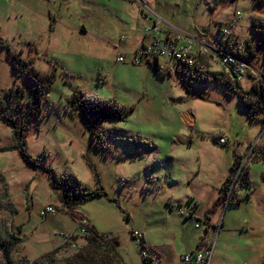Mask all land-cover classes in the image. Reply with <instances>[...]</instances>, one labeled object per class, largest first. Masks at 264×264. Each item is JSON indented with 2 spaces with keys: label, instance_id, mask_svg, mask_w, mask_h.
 Masks as SVG:
<instances>
[{
  "label": "rangeland",
  "instance_id": "1",
  "mask_svg": "<svg viewBox=\"0 0 264 264\" xmlns=\"http://www.w3.org/2000/svg\"><path fill=\"white\" fill-rule=\"evenodd\" d=\"M142 1L168 26L193 36L199 32L211 41L225 39L221 31L234 22L232 39L258 43L251 21L264 18V2ZM140 10L141 2L129 0H0V42L5 46L0 48V100L6 90L18 86L27 91L29 85L13 71L7 49L32 62L39 74L53 76L42 114L24 135L32 157L44 154L42 164L26 165L16 149L0 152V233L21 239L10 258L33 261L54 250V264H62L85 244L84 236L74 235L76 219L84 216L96 232L117 238L124 264H141L131 230L142 232L147 250L158 254L162 264H181L180 257L195 248L206 218L212 217L218 229L212 262L262 264L264 107L249 119L237 93L228 94L218 82H196L163 58L159 69L151 57L131 63L145 26ZM263 52L258 51L262 59ZM119 54L123 61L116 59ZM247 66L239 82L242 90L257 81L262 61L254 58ZM208 68L227 75L213 64ZM75 89L87 99L113 101L132 111L121 119L86 121L66 103ZM187 112L194 124L185 123ZM219 136L223 144L217 143ZM13 144L10 128L0 121V147ZM233 154L247 170L248 182L240 181L242 175L234 182L233 173L224 199L219 190ZM41 166L50 167L57 178L72 175L86 191L101 194L67 211ZM219 193L223 206L217 202ZM189 197L198 203L194 219L183 218L192 207L185 205ZM46 205L56 212L40 217ZM195 219L201 228H194ZM67 234L75 246L63 243L60 235ZM212 235L209 227L207 237Z\"/></svg>",
  "mask_w": 264,
  "mask_h": 264
},
{
  "label": "trees",
  "instance_id": "2",
  "mask_svg": "<svg viewBox=\"0 0 264 264\" xmlns=\"http://www.w3.org/2000/svg\"><path fill=\"white\" fill-rule=\"evenodd\" d=\"M257 1L264 2V0ZM251 26L258 34V43L253 44L250 40H245L244 54L241 55V58L248 65H250V61L254 58L260 59L262 61V69L257 71L259 75L257 81H253L247 90H242L239 87V82L233 80L228 75L225 77L222 72L205 71L200 73L196 70L190 72L188 68L185 69V74L196 82L208 83L215 81L222 85L228 94L237 93L239 105L247 113L249 119L254 118L264 107V58L262 59L261 56L258 55L259 49L264 48V18L260 20H255L253 18ZM4 47L5 46L0 42V48ZM7 52L13 71L16 75L23 76L29 82V85L27 91L16 86L15 88L6 90L1 97L0 121L10 128L14 144L0 147V152L16 149L20 159L26 165L36 168L39 164H42L44 154L39 153L37 156L32 157L26 151L24 135L28 125L34 120L38 121L42 114L41 105L43 103V95L45 90L50 88L53 82V76L39 74L33 68L32 62L23 60L17 54L11 53L8 49ZM152 65L159 69L155 61ZM66 103L69 106V111L79 112L86 121H93L95 124L104 119H121L132 111V108L127 110L124 106L118 105L113 101H93L87 99L78 89L72 91L71 95L66 99ZM263 127L264 114L261 117V128ZM262 154L264 155L263 151ZM263 155L262 159L264 160ZM236 159L237 157L234 156L229 168V174L219 190V192L223 194L222 198L224 199H226L230 177L239 164ZM39 168L46 174L50 189L59 192V203L67 211L72 212L80 203L89 201L93 197L100 196L101 194V191L98 190L86 191L72 175L57 178L50 167L41 166ZM247 173V170L242 171L241 182H248ZM231 203L232 200L230 199L227 205ZM129 233L131 237L134 238L132 236V230ZM107 235H110V237L103 241L101 233L96 232L94 227L89 225L88 233L84 236L85 244L69 258L65 259L62 264H124L116 250L118 247L117 238L111 236V234ZM20 241L21 239L16 235L7 234V232H5V234L0 233V254L3 264H54V259L51 256L54 250L44 254L42 258L34 259L33 261H27L24 258H19L14 261L11 260L10 254ZM63 243H65V241ZM138 245L139 252L145 249V240L143 239L138 242ZM262 264H264V258Z\"/></svg>",
  "mask_w": 264,
  "mask_h": 264
},
{
  "label": "built area",
  "instance_id": "3",
  "mask_svg": "<svg viewBox=\"0 0 264 264\" xmlns=\"http://www.w3.org/2000/svg\"><path fill=\"white\" fill-rule=\"evenodd\" d=\"M129 1L142 3L143 10H141V18L145 22L142 38L136 49L132 51L131 63L138 64L142 60L148 61V57L152 58V62H156L159 58H163L173 62L176 66L184 69L188 68L190 72L195 70L200 73L209 71L208 65L213 64L224 69L226 74L237 82H240L246 76L248 64L241 58V55L244 54V42L236 41L230 37V29L234 27V22H231L229 28L221 31V33L226 36L225 39L211 41L208 36L206 37L199 32L193 36L187 32L175 30L169 26V28H167L164 22L150 11L142 0ZM240 16L241 12L236 11L235 17L239 18ZM205 32L207 33L208 29H206ZM120 40H123V37H121ZM116 59L118 61L124 60L122 54H119ZM217 141L223 144L225 138H218ZM240 163L241 162H239L238 167L234 171V182L242 173V163ZM232 183L229 190L233 187ZM228 196L229 194L227 195L226 193V197ZM55 212L56 210L53 206L46 205L39 211V215H53ZM179 213L183 216L184 211L179 209ZM76 224L77 231L74 232V235H79L81 237L85 236L88 233V227L90 225L87 218L78 216ZM198 226L199 224H195V227ZM132 236L137 242L144 239L142 232L138 230H133ZM109 237L110 235L101 234L103 241ZM60 238L70 247L75 246L71 234L60 235ZM215 239L216 232H213V235L205 240L200 250L184 254L181 257V264H211ZM138 256L141 264H158L154 256H152L146 248L140 250Z\"/></svg>",
  "mask_w": 264,
  "mask_h": 264
},
{
  "label": "crops",
  "instance_id": "4",
  "mask_svg": "<svg viewBox=\"0 0 264 264\" xmlns=\"http://www.w3.org/2000/svg\"><path fill=\"white\" fill-rule=\"evenodd\" d=\"M143 2V1H142ZM144 3V2H143ZM145 4V3H144ZM146 5H148V4H146ZM149 8V7H148ZM152 12V11H151ZM140 13H141V10H140ZM153 13V12H152ZM154 14V13H153ZM155 15V14H154ZM156 16V15H155ZM161 20V19H160ZM162 21V20H161ZM162 22H164V21H162ZM164 24L165 25H167L165 22H164ZM168 26V25H167ZM169 27H170V25H169ZM171 28H173V29H175L174 27H172L171 26ZM175 30H178V29H175ZM205 31H206V29H204ZM178 31H181V30H178ZM142 38V37H141ZM141 38H140V40H141ZM140 40L138 41V43L140 42ZM137 43V44H138ZM159 60V59H158ZM158 60L156 61V63L158 64ZM168 62H170V63H172V64H174L173 62H171V61H168ZM184 120H185V123L186 124H188V125H191V124H194V117L191 115V113L190 112H187L185 115H184ZM223 136H225V135H223ZM218 138H220V136L218 137ZM218 138H217V140H218ZM216 140V141H217ZM217 143H218V141H217ZM220 144V143H219ZM234 156H236L235 154H233L232 155V157H234ZM237 157V156H236ZM229 174V173H228ZM247 175H248V173H247ZM228 176V175H227ZM247 180H248V176H247ZM224 182V181H223ZM222 185V184H221ZM222 194V193H221ZM221 194L219 193V194H217V196H218V203L219 202H221V204H222V206H223V203H222V198H221ZM185 205H186V207H187V209H189V206L191 207V209H189L188 211H187V213H186V215L184 216V214H183V218H188V219H194V217L196 216V211H197V206H198V203H197V201H195L192 197H189V198H187L186 200H185ZM238 205V204H237ZM179 209H180V207H179ZM183 211H184V209H182ZM196 220V222H195V224H197L198 223V221H199V219H195ZM213 219H212V217H208V218H206V227H204V229H203V231H204V235H203V237H200V239H199V241H198V243L196 244V246H195V248L192 250V249H190V251L189 252H187V253H190V252H194V251H198V250H200L201 248H202V246H203V243L205 242V240L208 238L207 237V229H209V227L210 228H212V230H213V232H216L217 233V231H215L214 230V226L213 225H211V224H213V221H212ZM89 222V221H88ZM202 223V222H201ZM90 225H92L91 223H89ZM195 224H194V228H201V224H199V226L198 227H195ZM93 226V225H92ZM212 226V227H211ZM218 230V229H217ZM145 247H146V245H145ZM150 251H151V249L150 248H148ZM153 256H154V258H155V260H156V262L158 263V264H162L161 263V257L158 255V254H154V252H150ZM213 254V253H212ZM184 255V254H183ZM182 257V256H181ZM181 257H180V259H181ZM138 264H140L139 263V261H138ZM166 264H171L170 262H167ZM211 264H221V263H217V262H215V261H213L212 262V256H211Z\"/></svg>",
  "mask_w": 264,
  "mask_h": 264
},
{
  "label": "water",
  "instance_id": "5",
  "mask_svg": "<svg viewBox=\"0 0 264 264\" xmlns=\"http://www.w3.org/2000/svg\"><path fill=\"white\" fill-rule=\"evenodd\" d=\"M29 195H30V189H29Z\"/></svg>",
  "mask_w": 264,
  "mask_h": 264
}]
</instances>
